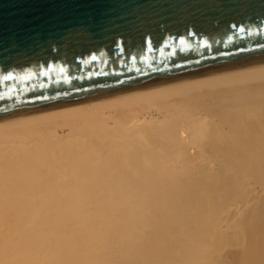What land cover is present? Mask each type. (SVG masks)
<instances>
[{"label":"bare ground","instance_id":"bare-ground-1","mask_svg":"<svg viewBox=\"0 0 264 264\" xmlns=\"http://www.w3.org/2000/svg\"><path fill=\"white\" fill-rule=\"evenodd\" d=\"M0 264H264V63L0 120Z\"/></svg>","mask_w":264,"mask_h":264},{"label":"water","instance_id":"water-1","mask_svg":"<svg viewBox=\"0 0 264 264\" xmlns=\"http://www.w3.org/2000/svg\"><path fill=\"white\" fill-rule=\"evenodd\" d=\"M264 63V0H0V120Z\"/></svg>","mask_w":264,"mask_h":264},{"label":"rangeland","instance_id":"rangeland-1","mask_svg":"<svg viewBox=\"0 0 264 264\" xmlns=\"http://www.w3.org/2000/svg\"><path fill=\"white\" fill-rule=\"evenodd\" d=\"M155 116H156V115H155ZM67 129H68V128H67L66 126H65V127L62 126V129H61V128H58V130H59L58 132H60V133L63 132V134H66V133H67ZM64 132H65V133H64Z\"/></svg>","mask_w":264,"mask_h":264}]
</instances>
